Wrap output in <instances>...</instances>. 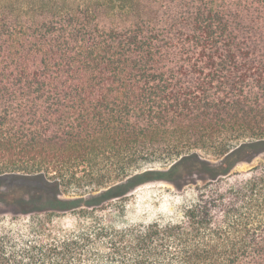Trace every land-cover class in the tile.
<instances>
[{"label":"trees","instance_id":"16d2710c","mask_svg":"<svg viewBox=\"0 0 264 264\" xmlns=\"http://www.w3.org/2000/svg\"><path fill=\"white\" fill-rule=\"evenodd\" d=\"M151 181L180 203L0 264H264V0H0V203L96 221Z\"/></svg>","mask_w":264,"mask_h":264},{"label":"rangeland","instance_id":"374dc122","mask_svg":"<svg viewBox=\"0 0 264 264\" xmlns=\"http://www.w3.org/2000/svg\"><path fill=\"white\" fill-rule=\"evenodd\" d=\"M155 166L160 168L157 164ZM247 166L242 164L241 167ZM178 193L174 185L167 181L145 183L127 197L117 200L118 202L99 208L94 214L96 221L72 210L21 214L12 206L0 203V234L10 232L22 239L40 235L60 237L87 231L94 223H139L152 220L160 213L169 212L174 205L180 203ZM41 220L46 221L45 225L42 226Z\"/></svg>","mask_w":264,"mask_h":264}]
</instances>
